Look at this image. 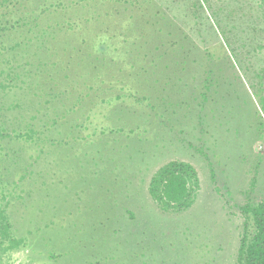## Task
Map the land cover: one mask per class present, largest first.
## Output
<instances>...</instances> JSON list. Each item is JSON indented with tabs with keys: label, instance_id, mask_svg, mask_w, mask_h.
<instances>
[{
	"label": "rangeland",
	"instance_id": "1",
	"mask_svg": "<svg viewBox=\"0 0 264 264\" xmlns=\"http://www.w3.org/2000/svg\"><path fill=\"white\" fill-rule=\"evenodd\" d=\"M141 2L149 34L124 47L144 57L119 62L131 91L82 110L63 146L0 138V206L25 238L5 264H237L241 208L264 202V0ZM173 160L199 178L181 213L148 193Z\"/></svg>",
	"mask_w": 264,
	"mask_h": 264
},
{
	"label": "trees",
	"instance_id": "2",
	"mask_svg": "<svg viewBox=\"0 0 264 264\" xmlns=\"http://www.w3.org/2000/svg\"><path fill=\"white\" fill-rule=\"evenodd\" d=\"M138 6L141 0H0V138H21L37 150L63 146L71 134L81 137L88 117L82 110L120 99L118 89L131 91L119 62L133 51L139 61L144 57L132 43L124 47L128 39L139 41L149 34ZM151 31L155 41L162 40L159 29ZM121 48L123 58H117ZM199 187L194 167L173 160L154 172L148 193L162 211L181 213L192 206ZM12 195L14 188L3 200ZM7 205L0 206V264L25 245V238L14 232ZM241 211L237 264H264V202L244 205Z\"/></svg>",
	"mask_w": 264,
	"mask_h": 264
}]
</instances>
